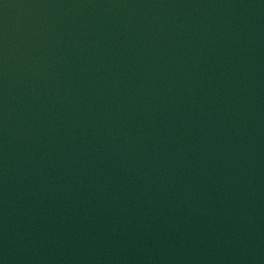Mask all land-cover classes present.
<instances>
[{
	"label": "water",
	"instance_id": "95a60500",
	"mask_svg": "<svg viewBox=\"0 0 264 264\" xmlns=\"http://www.w3.org/2000/svg\"><path fill=\"white\" fill-rule=\"evenodd\" d=\"M0 264H264V0H0Z\"/></svg>",
	"mask_w": 264,
	"mask_h": 264
}]
</instances>
